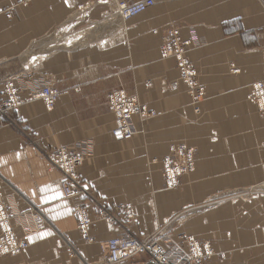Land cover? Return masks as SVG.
<instances>
[{"label":"crops","instance_id":"crops-1","mask_svg":"<svg viewBox=\"0 0 264 264\" xmlns=\"http://www.w3.org/2000/svg\"><path fill=\"white\" fill-rule=\"evenodd\" d=\"M171 25L182 39L197 36L188 53L203 91L195 105L185 84L171 87L175 59L160 55ZM0 76V104L8 83L23 99L43 84L59 91L52 109L36 97L0 112V197L46 221L0 264H105L108 239L149 235L166 250L182 235L209 241L215 254L204 264H264V115L248 98L264 84V0H154L127 20L112 0H0ZM118 88L154 113L133 116L142 132L128 140L110 133ZM84 141L91 156L76 173L89 194V243L74 216L84 199L63 195L46 159ZM177 143L195 150V168L163 189L159 162ZM119 205L132 209L128 223L97 217ZM145 262L136 254L118 264Z\"/></svg>","mask_w":264,"mask_h":264},{"label":"built area","instance_id":"built-area-1","mask_svg":"<svg viewBox=\"0 0 264 264\" xmlns=\"http://www.w3.org/2000/svg\"><path fill=\"white\" fill-rule=\"evenodd\" d=\"M154 5V0H113V7L118 17L127 20L145 12ZM118 7V9H117ZM118 11V12H117ZM180 27L171 25L164 30L160 55L174 57L179 73L177 81L171 84L172 88L183 83L187 87V94L191 97V104L195 105L203 97L202 87L197 83L195 72L188 53L197 39L191 30L189 37H180ZM2 77L0 76V85ZM5 98L1 101L0 112L13 109L26 101L41 97L48 109H52L59 95V91L51 89L48 85H41L36 91L23 99L19 91L9 83L4 84ZM248 98L264 112V84L262 82L251 85ZM108 106L114 113V126L111 129L113 137L119 140L132 138L142 129L135 130L133 116L144 120L145 116L154 115L146 105L139 103L136 95L129 94L123 89H117L108 99ZM119 134V135H118ZM92 144L84 141L75 144L73 149L64 148L50 152L46 159L50 166L61 172L59 181L60 189L66 198L82 197L84 201L74 206L76 226L85 242H92L90 226L92 215L86 199L89 194L81 178L76 173V168L85 158L91 156ZM160 171L165 189H176L179 185V176L192 172L194 169L193 149L185 144H174L162 157ZM109 226L128 223L133 217V211L126 205L114 207L111 211H101L97 215ZM46 221L40 212L29 207L24 211L12 210L6 207L0 197V255L15 256L28 246V237L42 230ZM105 264H118L130 259L136 254L146 255L145 264H204L214 256V251L209 242H198L192 236L183 237V246L172 250L164 249L154 235L146 237L116 236L108 239L101 247Z\"/></svg>","mask_w":264,"mask_h":264},{"label":"rangeland","instance_id":"rangeland-1","mask_svg":"<svg viewBox=\"0 0 264 264\" xmlns=\"http://www.w3.org/2000/svg\"><path fill=\"white\" fill-rule=\"evenodd\" d=\"M113 1V0H112ZM115 9V8H114ZM178 79V78H177ZM197 80V79H196ZM175 81H177V80H175ZM174 81V82H175ZM251 87V86H250ZM118 89H122V88H118ZM124 90V89H123ZM125 92H127L126 90H124ZM128 93V92H127ZM129 94H131V93H129ZM133 95H135V94H133ZM203 99V97H201V100ZM139 101V100H138ZM200 102V101H199ZM260 113H261V111H260ZM262 115H264V112L263 113H261ZM150 116H152V115H149V117ZM179 144H184V143H177V145H179ZM172 145H174V144H172ZM172 145H170V147L172 146ZM186 145V144H185ZM186 146H188V145H186ZM169 147V148H170ZM190 149L192 148L191 146H188ZM193 149V148H192ZM169 150V149H168ZM162 159V158H161ZM193 159H194V168H195V150L193 149ZM156 161V160H155ZM193 171H194V169H193ZM192 171V172H193ZM161 172V171H160ZM192 172H189V173H192ZM189 173H187V174H189ZM187 174H184V175H180L179 176V185L177 186V188L176 189H178L180 186H181V184H182V182H181V178L183 177V176H185V175H187ZM162 176V175H161ZM163 179V178H162ZM163 189H165L164 188V186H163ZM169 190H175V189H169ZM150 236V235H149ZM155 236V235H154ZM185 236H188V235H182V243H181V245H180V247L181 246H183V237H185ZM190 236V235H189ZM194 238V237H193ZM197 240V239H196ZM198 242H204V241H200V240H197ZM207 242H209V241H207ZM160 243V242H159ZM209 244H210V242H209ZM210 246H211V244H210ZM0 256H4V255H0Z\"/></svg>","mask_w":264,"mask_h":264},{"label":"bare ground","instance_id":"bare-ground-1","mask_svg":"<svg viewBox=\"0 0 264 264\" xmlns=\"http://www.w3.org/2000/svg\"><path fill=\"white\" fill-rule=\"evenodd\" d=\"M117 9H118V7H117ZM117 12H118V11H117ZM161 39H162V38H161ZM162 57H163V56H162ZM173 58H174V57H173ZM174 59H175V58H174ZM175 62H176V60H175ZM191 63H192V62H191ZM192 65H193V64H192ZM193 69H194L195 76H196L197 74H196V71H195L194 65H193ZM3 86H4V85H3ZM13 88H14V87H13ZM116 90H117V89H116ZM114 91H115V90H114ZM114 91H113V92H114ZM113 92H112V93H113ZM202 93H203V92H202ZM110 95H111V94H110ZM35 98H36V97H35ZM37 98L42 99L41 97H37ZM137 99H138V98H137ZM43 100H44V99H42V101H43ZM24 103H25V102H24ZM139 103H141V102L139 101ZM189 105H191V103H190ZM192 105H193V104H192ZM109 109H110V108H109ZM195 110H197V108H195ZM110 111H111V110H110ZM111 112H112V111H111ZM112 113H113V112H112ZM113 115H114V113H113ZM147 117H149V115H148V116H145L144 119H146ZM137 118H138L139 122L142 121V120L139 119L138 116H137ZM135 130H136V129H135ZM110 133H111V132H110ZM111 135H112V134H111ZM112 136H113V135H112ZM114 138H115V137H114ZM115 139H116V138H115ZM117 140H119V139H117ZM127 140H128V139H127ZM73 148H74V147H73ZM73 148H70V149H73ZM61 149H64V148H61ZM65 149H66V148H65ZM67 149H68V148H67ZM82 163H83V162H82ZM76 169H77V168H76ZM40 214H41V213H40ZM41 215H42V214H41Z\"/></svg>","mask_w":264,"mask_h":264},{"label":"snow or ice","instance_id":"snow-or-ice-1","mask_svg":"<svg viewBox=\"0 0 264 264\" xmlns=\"http://www.w3.org/2000/svg\"><path fill=\"white\" fill-rule=\"evenodd\" d=\"M119 135V134H118Z\"/></svg>","mask_w":264,"mask_h":264}]
</instances>
